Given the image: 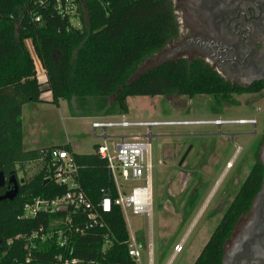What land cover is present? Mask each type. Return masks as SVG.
Segmentation results:
<instances>
[{
  "label": "trees",
  "instance_id": "1",
  "mask_svg": "<svg viewBox=\"0 0 264 264\" xmlns=\"http://www.w3.org/2000/svg\"><path fill=\"white\" fill-rule=\"evenodd\" d=\"M72 3L77 5L79 18L81 9L87 17L86 21L80 19L78 28L72 26L69 16L58 14L57 7L64 0H0V172L7 180L11 175L16 178L26 164H41L35 176L18 185L12 201H0V248L5 249L0 253V264H16L26 258L33 263L54 264L58 255L78 264H136L127 254L129 236L118 207L101 214L108 230L93 228L74 234L65 249H59L54 240L41 243L36 239L32 241L34 249H30L25 238L58 215L21 220L23 204L32 197L53 198L64 192L51 181L44 182L47 175L40 159L52 148L71 152L66 145L37 150L23 146L22 107L46 103L41 98L43 91L50 94L47 103L58 107L59 102H65L70 113L73 100L78 117L83 118L127 115V99L132 97L213 96L231 104L232 95L248 92L232 87L195 59L165 61L134 76L139 65L176 37L168 0ZM34 59L44 73L43 83L37 79ZM98 147L88 155L72 152L78 183L93 205L99 202L102 191L116 196L106 162L97 155ZM260 179L261 168L256 164L193 264H221L224 246L238 218L248 211ZM4 192V187L0 188V196ZM193 200L191 197L188 203ZM74 219L84 228L82 215ZM106 234L109 242L104 239ZM137 239L143 249V240Z\"/></svg>",
  "mask_w": 264,
  "mask_h": 264
},
{
  "label": "rangeland",
  "instance_id": "2",
  "mask_svg": "<svg viewBox=\"0 0 264 264\" xmlns=\"http://www.w3.org/2000/svg\"><path fill=\"white\" fill-rule=\"evenodd\" d=\"M81 18L73 17V27H80V19L87 20L81 9ZM27 42V46H28ZM161 54L137 67L134 76L161 63ZM37 67L39 63L35 59ZM39 70V77L42 71ZM44 74V73H43ZM45 81V79H44ZM43 86L42 89H45ZM48 97L43 91L41 98ZM235 102L222 103L213 96H195L187 99L171 97H132L127 99L128 114L113 115L104 121L155 122L191 120L253 119L252 125H190L162 126L149 130L151 148L152 207L149 216L124 214L129 235L141 238L144 248L138 264H193L211 232L218 223L221 206H227L236 193L234 182L243 179L253 162V145L262 129L264 99L234 95ZM113 98L108 100L111 104ZM72 113L65 102L58 107L48 103L27 104L22 107L23 146L36 148L54 143H69L79 155L93 153L94 146L103 144L100 130L91 129V118L78 117L74 101ZM262 108V110L257 109ZM105 118V117H104ZM254 131L257 133L253 135ZM106 145L112 149L127 135H145L146 128H110ZM255 142V143H254ZM254 143V144H253ZM190 148L184 162L178 163ZM238 148V149H237ZM240 153L238 154V152ZM233 166L228 168L231 160ZM41 170V164L31 163L18 170L17 179L29 181ZM193 179L184 199H179ZM194 200L191 205L189 199ZM179 203V204H178ZM181 246L175 253V246ZM137 264V263H136Z\"/></svg>",
  "mask_w": 264,
  "mask_h": 264
},
{
  "label": "flooded vegetation",
  "instance_id": "3",
  "mask_svg": "<svg viewBox=\"0 0 264 264\" xmlns=\"http://www.w3.org/2000/svg\"><path fill=\"white\" fill-rule=\"evenodd\" d=\"M168 2L173 11L177 33L176 37L158 53L161 54L162 62L194 59L202 61L224 82L248 91L240 95L263 100L264 0H168ZM262 111L264 112V109ZM253 121L252 124L244 125L255 127L257 121ZM256 133L254 131L253 135ZM256 140L253 145L252 165L243 179L234 182L237 190L230 203L246 184L256 164L261 168L260 183L248 211L240 216L234 225L224 246L221 264H264V116L262 129L257 133ZM235 160L236 158L231 160L228 168L233 166ZM20 180L22 183H19ZM17 181L19 186L24 185V180ZM10 188L11 185L6 183L5 192ZM230 203L219 208L220 217L217 225L223 219Z\"/></svg>",
  "mask_w": 264,
  "mask_h": 264
},
{
  "label": "built area",
  "instance_id": "4",
  "mask_svg": "<svg viewBox=\"0 0 264 264\" xmlns=\"http://www.w3.org/2000/svg\"><path fill=\"white\" fill-rule=\"evenodd\" d=\"M73 0H64V4L58 5L59 15H67L70 20L77 15V5ZM39 19L36 18L37 22ZM108 117H102L91 123V129L95 132L100 130V138L103 144L97 149V155L107 165V171L111 177L116 196L113 198L108 191H102L99 202L96 205L90 203L82 192L78 183V167L74 161L72 152L62 148L48 149L43 153L40 163L44 168V178L51 181L56 187L63 188L61 195L53 198L32 197L29 202L23 204L19 219L32 220L39 216L58 215L49 221L45 228L40 226L36 231L29 234L25 239L34 249L33 240L39 242L55 241L59 249H65L72 235L80 234L84 230L99 228L108 230L101 214H108L112 207H118L124 214L129 212L133 215L149 216L152 207L151 193V148L148 137L152 127L162 126H190V125H214L220 124H252L251 119L237 120H191V121H155V122H126V121H104ZM110 128H146L145 135H127L120 138V142L112 149L106 145L109 136L105 131ZM84 217V228H81L78 215ZM126 224V223H125ZM109 235V234H108ZM127 241V254L135 263L139 262L141 246L135 235H129ZM109 242L107 234L104 238ZM181 246H175L174 252L179 253ZM16 264H38L33 263L30 258ZM54 264H78L75 259H68L58 255L54 258Z\"/></svg>",
  "mask_w": 264,
  "mask_h": 264
},
{
  "label": "water",
  "instance_id": "5",
  "mask_svg": "<svg viewBox=\"0 0 264 264\" xmlns=\"http://www.w3.org/2000/svg\"><path fill=\"white\" fill-rule=\"evenodd\" d=\"M148 141L150 142V136L148 137ZM189 151H190V148L183 154V156L181 157V159H180V161L178 163L179 166L184 162V160H185L187 154L189 153ZM44 182L47 183L48 181L45 180ZM192 182H193V179L189 182V184L184 189V191H183V193H182V195H181V197L179 199V203L186 196L187 192L189 191V189H190V187L192 185ZM6 183L8 185H11V188L8 191H6L3 195L0 196V201H4V200L12 201L16 197V195L18 193V181L15 178V176L11 175L7 180H5L3 174L0 172V188H3ZM19 183H22V181L20 180ZM26 195L27 196H31V192H28ZM2 252H5L4 248H0V253H2Z\"/></svg>",
  "mask_w": 264,
  "mask_h": 264
},
{
  "label": "crops",
  "instance_id": "6",
  "mask_svg": "<svg viewBox=\"0 0 264 264\" xmlns=\"http://www.w3.org/2000/svg\"><path fill=\"white\" fill-rule=\"evenodd\" d=\"M34 65H35V69H36V73H37V79H38V81L40 82V83H43L44 82V79H45V76H44V74L42 73V77H39V70H38V68L40 69V71H42V69H41V67H40V65H39V67H37V65H36V63H35V59H34ZM43 72V71H42ZM45 101H50V94L48 93V97H46L45 99H44ZM46 102V103H47ZM49 104V103H48ZM119 117H123V116H119ZM100 118H102V117H97V118H91L92 120H93V122H96V121H98ZM108 118H110V117H108ZM92 122V123H93ZM23 127V126H22ZM93 131V130H92ZM93 133H94V131H93ZM68 146L69 148H70V150H71V152H73V150H72V148L70 147V145H69V143H67V142H65V143H63V144H61V143H54V144H51V145H45V146H40V147H36V148H26L25 146V149H27V150H37V149H41V148H49V147H56V146ZM73 153H75V152H73ZM76 154V153H75ZM166 264H171V261H169V262H167Z\"/></svg>",
  "mask_w": 264,
  "mask_h": 264
}]
</instances>
